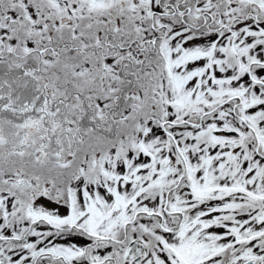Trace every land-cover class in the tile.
Segmentation results:
<instances>
[{
  "label": "snow or ice",
  "instance_id": "6c2138e0",
  "mask_svg": "<svg viewBox=\"0 0 264 264\" xmlns=\"http://www.w3.org/2000/svg\"><path fill=\"white\" fill-rule=\"evenodd\" d=\"M0 264H264V0H0Z\"/></svg>",
  "mask_w": 264,
  "mask_h": 264
}]
</instances>
